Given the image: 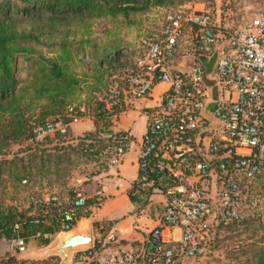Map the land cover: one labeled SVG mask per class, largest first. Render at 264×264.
Instances as JSON below:
<instances>
[{
    "label": "built area",
    "instance_id": "2783aa9c",
    "mask_svg": "<svg viewBox=\"0 0 264 264\" xmlns=\"http://www.w3.org/2000/svg\"><path fill=\"white\" fill-rule=\"evenodd\" d=\"M139 44L145 58L93 97L113 121L139 100L151 98L157 83L167 87L155 109L146 113L137 141V176L128 192L148 209L155 225L139 246L125 245L109 232L75 254L76 264H183L202 258L214 248L222 226L244 220L241 181L264 174V9L229 31L221 30L204 6L169 12L160 36L142 38ZM212 54L213 83L208 87L196 57ZM178 57L190 59L187 70L173 69ZM212 87L218 97L206 110ZM82 117L94 119L84 104L67 105L62 117L34 124L31 141L41 144L63 135ZM133 142L128 131L112 133L99 156L105 155L107 167L117 168ZM154 195L163 201L154 202ZM104 199L101 186L93 206ZM85 201L74 191L67 203L50 197L43 205L56 207L60 231L68 232ZM18 228L15 224L13 232ZM7 243L18 252L25 249L22 239Z\"/></svg>",
    "mask_w": 264,
    "mask_h": 264
},
{
    "label": "trees",
    "instance_id": "16d2710c",
    "mask_svg": "<svg viewBox=\"0 0 264 264\" xmlns=\"http://www.w3.org/2000/svg\"><path fill=\"white\" fill-rule=\"evenodd\" d=\"M194 1L210 0H0V155L22 140L32 142L33 125L62 117L83 87L91 97L92 91L106 85L103 79L111 77L110 70L123 44L115 38H92V21L118 17L126 20L153 7ZM43 40L53 47L52 55L31 48ZM19 54L26 59L35 57L31 71L23 79L16 73L15 56ZM76 61L91 69L89 77L77 72ZM93 111L95 131L77 140L85 154L99 157L108 139L102 134L110 121L96 102ZM4 163L14 164V159L0 161V168ZM13 177L25 180L23 175ZM71 194L74 197V192ZM55 214V206L39 203H30L23 210L0 205V239L10 241L15 224H28L34 219L41 233L60 230ZM252 252L244 264H264V245L256 246ZM47 260L27 261L7 255L0 258V264H47Z\"/></svg>",
    "mask_w": 264,
    "mask_h": 264
},
{
    "label": "rangeland",
    "instance_id": "374dc122",
    "mask_svg": "<svg viewBox=\"0 0 264 264\" xmlns=\"http://www.w3.org/2000/svg\"><path fill=\"white\" fill-rule=\"evenodd\" d=\"M202 6L211 11L221 30L229 31L259 14L264 9V0L194 1L182 5L153 7L142 14L131 15L126 20L118 17L114 20L92 21L89 32L92 38L96 40L115 38L121 40L123 44L118 61L110 70L111 77L104 78L103 82L107 85L113 77L133 70L145 58L140 48V39L159 37L167 13ZM49 46L48 41L43 40L42 44L31 48L44 55H52L50 49L53 50V47ZM34 59L33 55L27 59L21 54L15 56L16 73L20 79L25 78L31 71ZM75 63L77 72L86 73L89 77L91 69L80 61ZM93 92L97 91H92L89 97L86 88L83 87L72 105L84 104L89 114L94 115L93 107L96 101ZM114 120H110V124ZM139 124L140 122L137 121L133 126L132 136L136 139L139 136ZM72 125L74 129L85 127L84 122L70 124L68 132L63 135L55 134L47 137L37 145L29 140H22L12 145L5 154L0 155V161L14 159V164L4 163L0 168V205L2 207L12 206L23 210L30 203L43 205L44 198L48 199L51 196L62 199L61 197L75 184L81 183L83 178L89 179L94 172L107 167L105 155L91 157L82 151L77 138L70 132ZM107 131L102 134L104 138L111 134ZM84 134L81 136L83 137ZM14 175L19 177L23 175L25 180L14 179ZM240 187L242 191L240 211L244 215V220L222 226L218 231L217 242L209 254L199 259L186 260L183 264H244L251 257L256 246L264 245V174L249 181H241ZM136 205L138 204L135 201L127 206L114 204L111 206L113 209L111 215L118 216L124 212H130ZM10 246L13 245L0 242V253L2 254V251ZM56 260L58 263L60 258L50 256L47 264H54Z\"/></svg>",
    "mask_w": 264,
    "mask_h": 264
},
{
    "label": "crops",
    "instance_id": "0c3cea01",
    "mask_svg": "<svg viewBox=\"0 0 264 264\" xmlns=\"http://www.w3.org/2000/svg\"><path fill=\"white\" fill-rule=\"evenodd\" d=\"M189 64V58L183 59L178 57L174 61L173 69L185 71ZM206 78L211 80V75L208 74ZM166 88V85L162 83L154 85L151 98L139 100L134 109L119 114L116 118L117 120H114V122L108 127L107 132H110L111 134L117 131H128L133 135V126L136 125L137 121L140 122L139 136L137 139L132 136L134 142L125 152L120 165L117 168L108 166L102 170L94 172L89 176V179L83 178L81 183L75 184L73 188L61 197L62 199H59L62 203H67L73 198L71 192L74 191L81 193L86 199L85 206L78 209L76 213V220L72 231H79L80 229L88 228L91 231L93 242L105 237L109 232H113L119 237L123 244L139 246L143 242L147 232L155 225L152 215L145 207L136 205L130 212L128 211L118 216H113L111 215V211L113 210L111 206L114 204L127 206L134 202L129 197L128 192L137 176V141L145 130L146 113L155 109L159 103L161 94ZM217 97L218 93H216V98ZM212 99L210 89L209 103L213 101ZM81 122L85 123V127L74 129L72 125V129L70 130L75 138L80 137L84 133L95 131L94 119L90 117H82L79 122L74 124ZM101 186L104 190L105 199L99 207H94V192ZM44 200H47V198H44ZM152 200L154 202H161L163 201V198L160 195H154ZM113 201L116 203H112ZM36 227L37 223L35 219L32 220L31 223L21 224L17 231L14 232V236L11 239H22L26 245L24 251L18 252L15 247L10 246L8 249L2 251V254L0 253V258L7 255H13L15 258L22 260L43 261L50 257L45 255L46 250L53 247L56 243V239L59 236L64 235V232L53 230L52 233H41ZM174 233L177 235L178 231L175 230ZM0 242L7 243V241L2 239H0ZM33 257L34 259H31ZM68 264H76L74 255Z\"/></svg>",
    "mask_w": 264,
    "mask_h": 264
},
{
    "label": "water",
    "instance_id": "95a60500",
    "mask_svg": "<svg viewBox=\"0 0 264 264\" xmlns=\"http://www.w3.org/2000/svg\"><path fill=\"white\" fill-rule=\"evenodd\" d=\"M196 59L202 64L204 71L202 74L203 83L206 86H212L213 81L208 80L206 77L210 74L212 66L215 60V54L210 57L198 56ZM212 102L209 103L206 109H209L215 105L217 90L215 87L211 88ZM92 242L91 231L88 228L80 229L79 231L64 232V235L59 236L56 239V243L53 247L46 250L45 255L58 256L60 258L58 264H68L71 261L73 255L80 251H83L90 247Z\"/></svg>",
    "mask_w": 264,
    "mask_h": 264
}]
</instances>
